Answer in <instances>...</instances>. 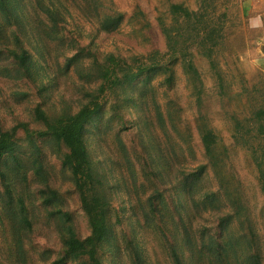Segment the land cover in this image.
<instances>
[{"label": "rangeland", "instance_id": "1", "mask_svg": "<svg viewBox=\"0 0 264 264\" xmlns=\"http://www.w3.org/2000/svg\"><path fill=\"white\" fill-rule=\"evenodd\" d=\"M263 8L0 0L1 264H264ZM94 96L88 176L45 125Z\"/></svg>", "mask_w": 264, "mask_h": 264}, {"label": "trees", "instance_id": "2", "mask_svg": "<svg viewBox=\"0 0 264 264\" xmlns=\"http://www.w3.org/2000/svg\"><path fill=\"white\" fill-rule=\"evenodd\" d=\"M14 58H20V64H24L26 57H21L18 54L13 56ZM103 101L99 99L98 96L91 98L88 104H82L81 107L71 114H67L62 117L49 118L46 121V127L54 134L56 139L62 142L65 147L64 151V160L65 165L79 166L83 171H86V174L91 175V167L88 164L87 154L85 144L81 138V127L82 125L91 117L92 113L101 108ZM23 119H18L17 122ZM8 131H2L0 134V157L3 153L12 148V145L9 143L6 136ZM206 141V136L204 137ZM93 186L91 187L90 192H83L82 200H84V210L87 213L92 212L96 208V198L102 199L101 192L95 186L99 179L94 174L93 176ZM87 189V186L84 187V191ZM91 222L95 226L93 231V238L95 241L99 240L108 230L107 222L97 215H91ZM20 253L25 252V247L23 245L18 247ZM1 264V262H0Z\"/></svg>", "mask_w": 264, "mask_h": 264}, {"label": "crops", "instance_id": "3", "mask_svg": "<svg viewBox=\"0 0 264 264\" xmlns=\"http://www.w3.org/2000/svg\"><path fill=\"white\" fill-rule=\"evenodd\" d=\"M263 10H264V8H263ZM257 16H259V18H260V20H261V23L259 24V25H261V27H262V29L264 28V11H262V12H260V13H258V14H256ZM256 17V16H255ZM252 23V22H251ZM254 26H256V25H254Z\"/></svg>", "mask_w": 264, "mask_h": 264}, {"label": "clouds", "instance_id": "4", "mask_svg": "<svg viewBox=\"0 0 264 264\" xmlns=\"http://www.w3.org/2000/svg\"><path fill=\"white\" fill-rule=\"evenodd\" d=\"M261 23L260 18H256V20L254 21V25L258 26Z\"/></svg>", "mask_w": 264, "mask_h": 264}]
</instances>
